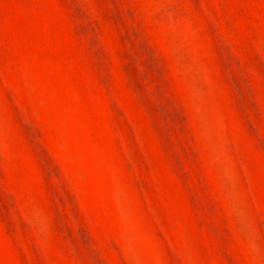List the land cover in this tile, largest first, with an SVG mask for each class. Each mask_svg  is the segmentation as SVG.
I'll use <instances>...</instances> for the list:
<instances>
[{
    "label": "rangeland",
    "instance_id": "374dc122",
    "mask_svg": "<svg viewBox=\"0 0 264 264\" xmlns=\"http://www.w3.org/2000/svg\"><path fill=\"white\" fill-rule=\"evenodd\" d=\"M0 264H264V0H0Z\"/></svg>",
    "mask_w": 264,
    "mask_h": 264
}]
</instances>
